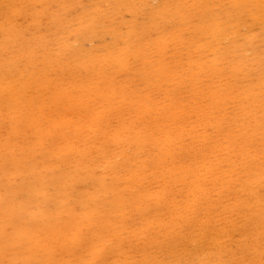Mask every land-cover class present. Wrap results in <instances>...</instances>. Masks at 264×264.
Returning a JSON list of instances; mask_svg holds the SVG:
<instances>
[{
    "label": "rangeland",
    "instance_id": "obj_1",
    "mask_svg": "<svg viewBox=\"0 0 264 264\" xmlns=\"http://www.w3.org/2000/svg\"><path fill=\"white\" fill-rule=\"evenodd\" d=\"M0 264H264V0H0Z\"/></svg>",
    "mask_w": 264,
    "mask_h": 264
},
{
    "label": "bare ground",
    "instance_id": "obj_2",
    "mask_svg": "<svg viewBox=\"0 0 264 264\" xmlns=\"http://www.w3.org/2000/svg\"><path fill=\"white\" fill-rule=\"evenodd\" d=\"M53 7V6H52ZM27 22V21H26ZM27 45V44H26ZM20 75V74H19ZM200 75V74H199ZM15 79V78H14ZM13 88V87H12ZM150 90V89H149ZM148 93V92H147ZM33 95V94H32ZM17 97V96H16ZM109 101V100H108ZM232 102V101H231ZM112 104V103H111ZM232 110V109H231ZM34 115V114H33ZM107 119H108V117H107ZM49 120V119H48ZM117 120V119H116ZM121 121H122V119H121ZM57 123V122H56ZM150 127V126H149ZM131 129V128H130ZM186 131V130H185ZM154 141V140H153ZM121 146V145H120ZM165 153H166V151H165ZM191 162V161H190ZM132 167V166H131ZM44 187V186H43ZM181 194V193H180ZM178 210V209H177ZM172 214V213H171ZM177 220V219H176ZM203 227V226H202ZM2 248V247H1Z\"/></svg>",
    "mask_w": 264,
    "mask_h": 264
}]
</instances>
